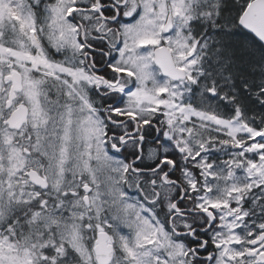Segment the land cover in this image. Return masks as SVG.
Masks as SVG:
<instances>
[{"label": "snow or ice", "instance_id": "1", "mask_svg": "<svg viewBox=\"0 0 264 264\" xmlns=\"http://www.w3.org/2000/svg\"><path fill=\"white\" fill-rule=\"evenodd\" d=\"M0 264H264V0H0Z\"/></svg>", "mask_w": 264, "mask_h": 264}]
</instances>
